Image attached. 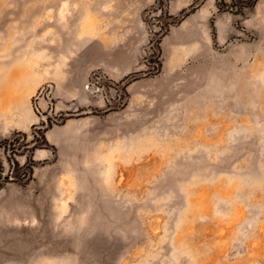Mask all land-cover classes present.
<instances>
[{
	"label": "rangeland",
	"instance_id": "rangeland-1",
	"mask_svg": "<svg viewBox=\"0 0 264 264\" xmlns=\"http://www.w3.org/2000/svg\"><path fill=\"white\" fill-rule=\"evenodd\" d=\"M170 1L0 0V264H264V0Z\"/></svg>",
	"mask_w": 264,
	"mask_h": 264
},
{
	"label": "crops",
	"instance_id": "crops-1",
	"mask_svg": "<svg viewBox=\"0 0 264 264\" xmlns=\"http://www.w3.org/2000/svg\"><path fill=\"white\" fill-rule=\"evenodd\" d=\"M191 1L190 0H171L168 5V11L171 14H177L180 12L184 7H186ZM208 9V11H207ZM205 8L204 5L199 7L197 10L193 11L189 15H187L183 20L179 22V24L175 27L176 29H180L181 31H188L184 34L186 38L194 39V37H190L194 34L195 30L202 27L204 24V16L208 15L209 8ZM171 33L173 32V28L170 30ZM183 34V33H182ZM190 34V35H189ZM31 118H26V116H22V110L20 111V119L18 123L22 127H27L29 124H32L34 120V116L31 113Z\"/></svg>",
	"mask_w": 264,
	"mask_h": 264
},
{
	"label": "trees",
	"instance_id": "trees-1",
	"mask_svg": "<svg viewBox=\"0 0 264 264\" xmlns=\"http://www.w3.org/2000/svg\"><path fill=\"white\" fill-rule=\"evenodd\" d=\"M198 7L197 4L195 3H192L190 4V6L188 8H184L182 11H181V15L179 18H177L176 20H179L181 21L182 19H184L187 15H189L190 13H192L193 11H195V9ZM175 20V21H176ZM174 21V22H175ZM173 22V23H174ZM169 30V27H167L166 31L164 33H166L167 31ZM45 136V135H44Z\"/></svg>",
	"mask_w": 264,
	"mask_h": 264
}]
</instances>
